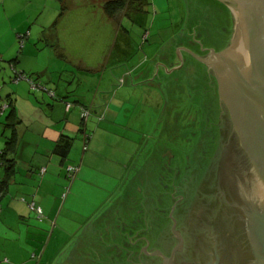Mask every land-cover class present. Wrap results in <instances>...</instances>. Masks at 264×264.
<instances>
[{
  "label": "crops",
  "instance_id": "1",
  "mask_svg": "<svg viewBox=\"0 0 264 264\" xmlns=\"http://www.w3.org/2000/svg\"><path fill=\"white\" fill-rule=\"evenodd\" d=\"M108 1L117 0H66L63 3L58 0H0V107L8 100L13 104V108L0 115V149L3 150L7 145L8 148L13 147L8 159L15 161L14 168L9 172L0 171V183L4 180L7 183L2 186L4 191L1 192L3 212L0 217V264H44L46 258L55 257L57 246L64 237L60 231L55 238L59 224L67 230L73 229L76 234L68 240L72 242L78 238L76 247L83 244L82 252H89L90 244L87 245L86 241L98 235L104 237L106 233L110 237L111 226L114 225L110 221L113 219L107 218L104 212L112 201L115 202L113 210L117 209V218H114L116 235L122 236V232H125L126 236L127 230L124 227L131 225L138 213H142V209L136 206L132 208L136 201L127 196V190L126 195L122 196V182L128 177V162L121 164L116 161L109 165L108 160L105 163L97 161L95 154L102 130L105 132L97 121H103L105 116L102 115L113 105V102L107 105L106 100L113 78L117 79L116 76L107 75L112 55L117 51L114 64H118L120 58L130 55L135 47L126 34L121 44H118L117 34L122 31L120 20L128 16L139 20L140 12L143 11L137 4L139 0H134L135 4L128 16L122 13L110 18L105 11ZM215 2L218 6L220 4L219 8L226 7ZM226 8L232 14L229 26L231 41L235 28L234 17L232 10ZM179 44V48L184 47L183 43ZM169 48L167 46L166 50ZM170 64L160 61L156 65L166 69ZM170 67H173L172 71L174 65ZM141 70L139 66L125 70L122 78L131 75L129 78L135 89L130 92H141L150 102L153 92L148 89L144 92L140 88L152 84L154 72L143 79ZM16 72L33 77L39 84L55 91L56 99L45 92L32 91L26 82H14ZM137 72H140L139 75ZM91 73L100 76V85L94 94L90 95V92L87 95L79 91L80 84H88L85 77H81L88 78ZM117 92L116 95H119L121 91ZM124 92L121 102H115L120 104V108L127 104L130 96L135 97L132 93ZM67 103H73V108L68 110ZM83 106L95 110V115L86 127L92 135L87 152L83 149ZM149 106L153 108L154 101ZM11 112L13 116H10ZM64 138L74 140L66 161L56 152ZM125 141L122 142L128 144ZM70 165L80 167L78 179L72 184L66 173ZM43 169L47 170L44 176L41 175ZM94 169L97 172L89 179ZM131 179L128 177V180ZM67 189L70 190V198L67 195L65 199ZM165 195L168 215L159 225L163 227L160 232L168 237V228L172 224L168 217L173 203L169 200L170 192ZM64 199L69 201L70 209L63 216L64 207L61 214L57 215ZM33 203L43 209V221L31 212ZM151 209L155 213L152 205ZM131 212H135V215H131ZM118 215H123L127 224ZM62 219L64 221L61 223ZM97 220L103 226L99 234L96 232ZM137 230L134 228L131 233L134 241L144 233V229ZM66 233L67 237L72 235ZM144 242L145 239H141L139 246L135 244V252H140L148 245Z\"/></svg>",
  "mask_w": 264,
  "mask_h": 264
},
{
  "label": "rangeland",
  "instance_id": "2",
  "mask_svg": "<svg viewBox=\"0 0 264 264\" xmlns=\"http://www.w3.org/2000/svg\"><path fill=\"white\" fill-rule=\"evenodd\" d=\"M139 6L143 10L140 12L139 20H135V18L132 19L131 17L120 20L123 30L117 34L118 44H121L122 37L126 34L130 37L132 42H134L135 47L130 52V55L123 56L124 59L121 57L118 64H114L117 51L112 55V64L107 69V75L111 74V76H116L117 79H115V77L113 78L114 82H112V87L109 90L110 93L107 95L109 98L106 97V100L108 101L107 105H109V102H113V105L102 115L105 116L104 120L101 122L97 121V124L101 125V129H104L105 132L102 130L103 134L100 137L99 142H97L95 150L96 160L101 163H105L107 160L109 165L116 161L121 164L128 162L127 166L129 167V170L127 175L129 179H132L128 180V177L123 179L122 183L124 185L122 187V196L126 195L125 190H127V196L136 201L132 205V208L135 209L136 206L139 209H142L143 212H145L146 204H151L154 208L155 213L149 211L147 213L148 217H146L147 219L145 220L146 224L144 227L146 230L151 225L153 227L148 231L149 233L143 230V236H138V238L135 236V241L131 239L132 235L129 237V234L131 233H128L130 244H128V248L126 249H131L129 250L130 255L135 252V250L132 249H135L134 245L141 239H145V242L148 243V245H145V249H159L161 247L158 242L162 240L164 241L167 237L166 234L160 232L163 227L162 225H159V223L166 220V218H164L166 217V214L168 215V211L162 204L164 197H166V190L163 189V186L161 187L159 177L161 176L164 178L165 184L171 180L174 181L173 179H177L179 176L182 178L188 177L190 180L187 183V189L190 195L187 197L186 201L183 200L184 198L176 191L178 188L172 189V193H170L172 196L174 195V201H171L173 204L168 219L170 220L169 222L174 224L173 227L171 224L168 230L171 231L175 226L176 231L182 230L183 223L178 213L180 211H184L185 214L188 213L185 226H189L192 221V214L197 199L200 197L204 185L209 180V174L212 173L213 165L216 164V158L217 161L219 160L223 145L222 142L220 150L217 152L214 151L209 155L208 161L206 159H195V151L189 146L191 145V142H187L189 145L185 142L187 138L193 136L192 127L190 130L191 132H184L180 127V123L178 124L176 122L175 115L177 112L190 111L193 119L195 112L193 109L192 111L190 110L191 104H193V98L196 96L195 94L199 93L205 97L207 96L206 84L200 85L201 90L195 88L196 91H194V93L188 85L180 87L179 90H176L177 92L170 90L172 98H168L165 92L168 88V82L171 80H166V77L163 74V67H158L156 64L160 61L166 63L171 61V64L169 65L171 66L172 64H177L178 61H185L184 53H181V59L179 50H181V48L189 49L187 42L196 44L195 51H197L199 55L194 51L192 52L201 58L206 57V55L202 54V52L200 53V51H215L219 53L226 49L229 46L228 43L231 42L229 41L231 37L229 30L232 18L231 12L224 6L219 8L220 4L218 6L214 0H142V4ZM165 42L167 43L165 44ZM179 43H183L184 47L176 48ZM167 46H170V48L166 50ZM165 56L169 57L170 60L167 61ZM174 56H176L177 59ZM137 66L142 69L141 71L145 70L143 72L144 74L149 69H156L157 73L158 69L161 68V73L153 84L142 85L140 88V90L144 92L146 91L145 89L153 92V98L150 100V102L154 101L153 108L149 106L150 102H148L147 97H143V93L130 92L135 89L132 88L130 79H126L124 83L122 82L124 71L133 70ZM168 68L169 67H166L165 69L166 73L169 70ZM177 71H180V74L176 73L175 78L183 79L184 75L181 74V70ZM139 73L140 72H137L136 74L139 75ZM157 75L158 73L156 76ZM88 76L90 79L86 76H80L81 78L85 77L84 80H86L88 84H80L81 87L79 91L85 92L87 95L91 92V95L95 93L100 85V76L96 73H91ZM142 78L145 79V76H142ZM161 78H164L165 80L160 82L159 80H161ZM213 79L214 78H212V84L216 91L215 98L218 102L219 97L217 95L216 80ZM64 81H66V79H64ZM195 82H197V78L195 79ZM77 86L78 83L75 84V87ZM117 91H121L119 95H116L118 93ZM124 91H127V94L132 93L135 97L130 96L127 99V104L120 108V104H115V102H121V99L125 96L123 93H126ZM116 96L117 100L114 101ZM164 97L165 99L168 98L169 102V108L168 110L166 109L167 111L165 110V105L162 104ZM88 102L90 101L88 100ZM177 102L180 104L178 108L175 107V103ZM199 104L203 105L199 107V112L194 119L197 117L196 119L204 122V120L207 119L206 116L209 115L208 110L211 101L208 100V98H203L199 101ZM169 115H172V121L169 120L171 117ZM221 115L222 114H220V118L222 117ZM214 122L216 123V121ZM221 123V126H223V120ZM195 130L197 131L196 128ZM123 140H126L125 143L128 144H124L122 142ZM186 150H188L187 153ZM160 154H164L162 155V158H160ZM163 157L169 158L170 163H168L167 170L160 168V163H164V161L161 162V159H165ZM119 158H121V160H119ZM96 172V169L92 170L88 176L89 179ZM200 173H208L209 175H204L206 178L203 180L205 183L203 182L202 185ZM127 181L129 182L128 185L126 184ZM138 189H141L142 192ZM94 190L95 189H92V191ZM194 191H196V196H194ZM69 194L70 190L67 189L64 198L66 199L67 195L70 198ZM172 196L171 198H173ZM176 197L179 198L177 202ZM65 199L63 202L61 201L62 204L57 215L61 214L64 207L65 210L63 211V216L69 211V201H66ZM112 202L113 205L111 204V206L109 204L110 206L105 210L104 215L109 213L112 209H115V202ZM132 214L135 215V212H131V215ZM101 216L103 215H100L99 217ZM63 221L64 220L62 219L61 223ZM98 223L99 221H97V224ZM134 223L135 222H132V224ZM97 224L96 227L102 230L101 224L99 223L100 225L98 226ZM139 229L142 230L143 228L138 227V230ZM60 231L64 237L60 240V245L57 246V253L55 257L52 256L46 258L44 264H58L61 258L70 251H76L81 256L91 259L94 264H109L110 260L111 262L121 260L122 253L120 252L113 255H109L108 253L106 260L100 255L99 249H107L110 246L107 233L104 235L103 239H101V237L98 239V237L95 236V239L93 238L92 240L86 241L87 245L90 244V251L83 253L81 249L83 244H81L80 247H76L78 238L72 242L69 241L72 239L71 237L73 234H76L73 233V229L67 230L64 226L62 227L59 224L55 238ZM66 231L72 235L67 237ZM122 235L124 237L125 232H122ZM154 236L156 237L155 239L153 238ZM156 239H158L157 242ZM117 245L118 244L111 245L110 247L114 248L117 247ZM150 245H152L153 248H150ZM126 255L130 256L128 253ZM129 262L131 264L132 261ZM125 264H127V262Z\"/></svg>",
  "mask_w": 264,
  "mask_h": 264
},
{
  "label": "water",
  "instance_id": "3",
  "mask_svg": "<svg viewBox=\"0 0 264 264\" xmlns=\"http://www.w3.org/2000/svg\"><path fill=\"white\" fill-rule=\"evenodd\" d=\"M215 1L233 13L229 46L203 58L189 49L179 54H190L218 81L227 108H222L223 125L232 137L231 143L223 142L218 160L223 174L211 181L219 171L213 165L190 225L179 231L175 226L168 235L177 244L166 241L162 248L133 252L140 257L132 264H264V0ZM81 263L94 264L76 251L58 262Z\"/></svg>",
  "mask_w": 264,
  "mask_h": 264
},
{
  "label": "trees",
  "instance_id": "4",
  "mask_svg": "<svg viewBox=\"0 0 264 264\" xmlns=\"http://www.w3.org/2000/svg\"><path fill=\"white\" fill-rule=\"evenodd\" d=\"M58 1L63 3L66 0H58ZM134 4H135L134 0L108 1L106 6H105V11H106L107 15L110 18H115V17L119 16L122 13H124V14H126V16H128L129 15V11L131 10V8H132V6ZM137 4L141 5L142 4V0H139V2ZM125 18H127V17H125ZM121 30H123V26H122ZM124 31L126 32L125 29H124ZM209 35H213V34H209ZM178 45H180V44H178ZM178 45H177L176 48H179ZM174 57H173V59H174ZM170 62L171 61H169V63ZM172 65H174V68L176 67L175 66L176 64H172ZM192 66H195V64L192 65L189 62L185 66V68L181 69V74L184 75L183 79L175 78L176 73L180 74V71H174L173 73L169 74L168 72L166 73L165 69L163 68V74L165 75L166 80H171L170 82H168V88H167L165 94H166V96H168V98L169 97L172 98V93H171L170 90H172V91L174 90L175 92H177L176 90H179L180 87L185 86V85H188L189 87H191V90L194 93V91H196L195 88H198L199 90H201V86L200 85L206 84V89H207L206 95L207 96L205 97L204 95H200V93L199 94H195L196 96L193 98V104H191V109L190 110L191 111H192V109L194 110V112H195L194 117H195L197 115V113L199 112V107L201 105H203V104H199V101H201L203 98L204 99L208 98V100L211 101V105H210L209 110H208L209 111V115L206 116L207 119H205L204 122L196 119L197 117L195 119L193 117V119H192V114L190 113V111H188V112H179V113L177 112L176 115H175V120H176V122L178 124L180 123V127L184 130V132L186 131V133H188L191 130V127H192L193 136H190L189 138H187V140H185V142L188 145L191 142L190 143L191 145H189V146H191L194 149V151H195V159H198V160L206 159L208 161L209 160V155L212 154V152H214V151L217 152V151L220 150V145L222 144V142H226L227 144H229V143H231L232 140H229L230 134L229 133H227V134L225 133V132H228V129L225 128L226 125L221 126L222 120L220 118V114H221V110H220V106H219L220 102H219V99H218V102H217V99L215 98L216 91H215V88H214V86L212 84V78L210 77V74L207 73V69L202 64L200 66L195 67V71L196 72L195 71L192 72L190 70V68ZM172 68L173 67L169 66L168 69L171 70ZM151 70L152 69L147 70V72L145 73L146 75L144 73L142 75L147 77L153 71L154 72L153 73V77H151V79H153V82H152V84H153L155 82V80L159 77V75L161 73V68L157 72L158 73L157 76H156V74H157L156 73V69L152 70V71ZM144 71L145 70H143V72ZM19 76H21V77H23L25 79L21 80L19 82H16V80H17V78ZM129 77H131V75H128V76L122 78V80H123L122 82L124 83L126 79H130ZM196 78H197V82H195ZM184 79H185V81H184ZM163 80H165V79L161 78V80H159V81L162 82ZM14 82H16V83L26 82V83H28L30 85L32 91H34V92H36V91L45 92L52 99H56V93L53 90H50L47 87L39 84L38 82H36V80L33 79V77H29V76H27V75H25L23 73H17L16 72V76H15ZM216 89H217V84H216ZM165 94H163V95H165ZM168 98L165 99V97H164V99L162 100L163 101L162 104L165 105V110L166 109L168 110V108H169ZM175 104H176L175 107H177V108L180 105L179 102H177ZM5 106H7L6 109H5ZM73 106H74L73 103H67L68 110L72 109ZM11 108H13L12 102L10 100L5 101L3 103V105L0 107V115H4ZM87 111H90V117H89V119L87 121H85L84 119H82V117ZM94 114H95V110L92 107H89V106L81 107V119H82V125H83L82 137H83V145H84L83 149H84V152H87L89 150L90 143L92 141V135L87 132L86 127L88 125L89 120L91 119V117ZM10 116H13L12 112L10 113ZM169 116H171V117L169 118ZM169 116H168L169 120L172 121V115H169ZM214 121H216V123ZM195 128L197 129V131L195 130ZM187 142H189V143H187ZM73 144H74V140L64 138V139L61 140V142L57 146L56 152L64 161H66L68 159V157L70 155V152H71V150L73 148ZM224 147H225V145H223V148ZM187 151L188 150H186V153H187ZM12 152H13V147H9L8 148V145L3 150L0 149V171H3V172L6 173V172H9L12 168H14L13 164H14L15 161L8 159V157L11 155ZM160 155H161L160 158H162V155H164V154H160ZM168 157H163V158H165L164 160L161 159V162L164 161V163H160L161 164V167H160L161 169L164 168V170H167L168 163H170ZM222 163H221V161H219V163H218L217 158H216V167H219V171H218V174L216 173V175L211 180L214 183L217 181L216 179L219 178L223 174ZM169 167H170V165H169ZM70 168H74L75 170H77L75 175H73L69 171ZM42 171L43 170H41V175L44 176L46 174L47 170H46L45 173H43ZM66 173H67V179L69 180V182L71 184L75 183V181L78 179V176H79V173H80V167L75 166V165H70V166L67 167ZM200 174H201V185H202V183L204 182L203 180H205V178H206V177H204V175L205 176L206 175L209 176L211 174H209V175H208V173H205V174L200 173ZM183 177H185V176H183ZM159 180H160L161 187L163 186V189L166 190V193L167 192L172 193V191H171L172 189L178 188V190H176V191L178 192V194H180L184 198L183 200H185V201L187 200V197L190 195V193L188 192V189H187V183H188V181H190L188 177L182 178L181 176H179V177H177V179L174 178L173 179L174 181L171 180L167 184H165L163 177L160 176ZM6 184L7 183H6L5 180L2 183H0V185H1L0 194L2 195V197H3V194L1 192L4 191L2 186L6 185ZM196 195H197L196 191H194V196H196ZM201 195H203V194H201ZM171 196H172V194H170L169 200L173 202L174 201V195L172 196L173 198H171ZM178 200H179V198L176 197V202ZM165 201L166 200H165V197H164L163 203L161 202L163 204V206H165V204H166ZM33 205L37 209H42L41 207L37 206L35 203H33ZM33 205H31V206H33ZM116 210L112 209L109 213L106 214L107 218L113 219L110 222H112V224H114V225H115L114 218L115 219L117 218V211ZM190 210H191V208H190ZM149 211L152 212L151 204H146L145 205V212L140 211V212H142L141 215H140V213H138L137 219L134 220L135 223L131 224V225L127 224L126 219L124 217H122L123 215H118L120 217L119 219H121V218H122L121 220L124 219L125 223L127 224V227H124V230H127V235L124 236V237H123L122 234H121L122 236L116 235L114 233V230L116 228L114 227V225L113 226L110 225L112 227V231L110 233V237H108L109 245L110 246L111 245H116V244H118V245H117V247H114V248H111L109 246V248H107V249L106 248L105 249H99L100 255L106 260V256L108 255V253H109V255L110 254L113 255V254H115L117 252H120V253H122V257H121V260H118V261H115V262L114 261L111 262V260H110L111 263L109 262V264H125L126 262H127V264H130L129 261H132L133 263L138 262L139 257H140L139 254H137V256H135V255L133 256V254L130 255L129 250H131V249H126V248H128V244H130L129 237H131V234H129V237H128V233H132L134 228H138L140 224H141L140 227L143 228L145 230V232L146 231L148 232V231H150L153 228L152 225L147 230L144 227V225L146 224V221H145L147 219L146 217H148L147 213ZM2 212H3V210H2ZM31 212L38 218V220L43 221L45 219V215H44L43 209H42V212H43L42 216H39L37 213H35L33 211H31ZM178 214H179V217L182 219L183 230H185V221H186L188 213L185 214L184 211H180ZM97 221H96V224H97ZM99 223L97 224V226L101 224V223L100 224ZM102 227L103 226L101 224V228ZM99 231H102V230L97 228V231H96L97 234H99ZM97 237H98V239L100 238L99 235ZM101 239H103V237H101ZM166 241H167L168 244L171 243V244L175 245V244H177L178 240L171 236V238L170 237L165 238L164 241L163 240L159 241L158 242L159 246L162 248L164 242H166ZM119 243H121V244H119ZM140 243L138 242L137 246H139ZM131 244H132V242H131ZM186 244L187 243L185 242V245ZM134 246L136 247V245H134ZM135 249H132V250H135ZM156 249L157 248H154L153 250H156ZM127 253L130 256L126 255ZM81 264H83V263H81Z\"/></svg>",
  "mask_w": 264,
  "mask_h": 264
},
{
  "label": "flooded vegetation",
  "instance_id": "5",
  "mask_svg": "<svg viewBox=\"0 0 264 264\" xmlns=\"http://www.w3.org/2000/svg\"><path fill=\"white\" fill-rule=\"evenodd\" d=\"M230 40V39H229ZM184 43V42H183ZM187 44H188V48H189V50H191V51H194L196 54H198V52L197 51H195V45L196 44H194V43H191V42H187ZM228 45H229V43H228ZM199 48V47H198ZM223 51V50H222ZM202 52V54H204V55H206V57H208L210 54H211V51H200V53ZM221 52V51H220ZM182 53H184V64H183V66H182V63H181V61H178V63L175 65L176 67L175 68H180V70L181 69H183V68H185V66L190 62L192 65H194L195 64V66H192L191 68H190V70L193 72V71H195V67H197V66H200L201 65V63L199 62V61H197L196 59H194L191 55H189L187 52H182ZM199 55V54H198ZM176 57V56H175ZM166 59H168V60H170L169 59V57H166ZM176 59H177V57H176ZM181 63V64H180ZM204 66V65H203ZM202 66V67H203ZM206 69H207V73H209L210 74V77L211 78H214L215 80H216V78H215V76H214V74H213V72L211 71V70H209L206 66H204ZM174 68V69H175ZM196 72V71H195ZM171 73H173V72H171ZM171 73H169V74H171ZM216 84H217V93H218V91H219V85H218V81L216 80ZM219 96V95H218ZM219 102H220V110L223 108V106H224V104L221 102V100H220V98H219ZM225 107V106H224ZM226 108V107H225ZM227 109V108H226ZM223 112H222V110H221V114H222ZM228 115H229V113H228ZM222 116V115H221ZM221 120H222V117H221ZM231 135V134H230ZM231 136L229 137V140H231ZM241 220V219H240ZM240 223H241V221H240ZM243 224V223H242ZM195 249H197L196 247H195ZM222 262V261H221ZM220 262V263H221ZM219 263V264H220Z\"/></svg>",
  "mask_w": 264,
  "mask_h": 264
},
{
  "label": "built area",
  "instance_id": "6",
  "mask_svg": "<svg viewBox=\"0 0 264 264\" xmlns=\"http://www.w3.org/2000/svg\"><path fill=\"white\" fill-rule=\"evenodd\" d=\"M24 79H25V78L19 76V77L17 78L16 82H19V81L24 80ZM6 108H7V106H5V109H6ZM89 117H90V111H87V112L83 115L82 119H84L85 121H87V120L89 119ZM69 171H70L73 175H75L77 170H75L74 168H70ZM42 172L45 173L46 170L43 169ZM1 203H2V195L0 194V217H1V215H2V204H1ZM31 211L37 213L39 216H42V214H43L42 209H37V208H35L34 205L31 206Z\"/></svg>",
  "mask_w": 264,
  "mask_h": 264
}]
</instances>
